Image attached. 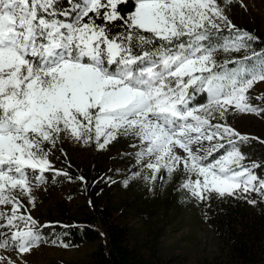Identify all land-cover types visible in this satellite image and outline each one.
Segmentation results:
<instances>
[{
	"label": "snow or ice",
	"instance_id": "1",
	"mask_svg": "<svg viewBox=\"0 0 264 264\" xmlns=\"http://www.w3.org/2000/svg\"><path fill=\"white\" fill-rule=\"evenodd\" d=\"M128 2L69 0L65 8L62 0H0V205L12 206L10 214L0 211V228L10 232H0L7 237L0 249L24 254L39 245L37 221L20 212L14 193L35 206L30 171L46 182L43 174L53 170L48 156L62 136L103 150L133 135L144 145L138 158L151 160L145 167L153 181L162 168L170 177L182 166L196 177L182 187L197 200L213 193L247 199L253 192L264 199V177L255 171L264 161L243 163L238 142L248 137L226 119L230 109L264 113L246 95L264 81V63L213 71L218 50L238 52L257 39L228 19L224 8L232 0L223 7L217 0H133L126 13L120 6ZM222 26L232 35L216 46L205 43ZM196 89L207 93L206 104L191 105ZM226 144L225 155L207 162Z\"/></svg>",
	"mask_w": 264,
	"mask_h": 264
},
{
	"label": "rangeland",
	"instance_id": "2",
	"mask_svg": "<svg viewBox=\"0 0 264 264\" xmlns=\"http://www.w3.org/2000/svg\"><path fill=\"white\" fill-rule=\"evenodd\" d=\"M217 3L224 6V0H217ZM224 11L235 26L248 25L264 36V0H232ZM227 57L225 51L216 52L214 56L216 62ZM246 95L249 104L264 107V81L255 83ZM226 119L228 125L248 137L246 143L238 142L240 151L246 156L244 163H250L248 158L264 161V143L260 142L264 141V113L244 114L230 109ZM215 123L219 122L213 120ZM44 147L47 150L50 145ZM143 147L133 135H120L103 150L95 143L85 145L62 136L48 156L53 170L43 174L46 182H36V173L30 171L35 206L20 191L14 193L24 205L20 212L30 214L37 221L35 230L41 234L39 245L24 254L15 249H0V257L6 258L5 264L8 260L14 264H78L88 260L98 249L101 239L71 244L59 228L60 223L81 224L93 211L84 183L72 181L74 178L69 175H57V171L73 175L91 166L97 172H106L113 180H121L113 191L112 200L131 215L141 253L147 260L154 251L161 259H185L190 263H202L219 254L221 240L206 218V206L219 196L213 193L205 201L194 198L182 185L188 178L195 180L196 177H189L182 166L170 177L162 168L155 181L151 180L153 172L145 167L151 162L150 158H138ZM204 147H210L207 141ZM229 149L226 145L213 152L207 162H214ZM177 152L184 155L179 149ZM255 171L258 174L259 169ZM11 208V205H0V211L9 214ZM3 223L0 220V224ZM0 232L10 235L6 227L0 228Z\"/></svg>",
	"mask_w": 264,
	"mask_h": 264
},
{
	"label": "trees",
	"instance_id": "3",
	"mask_svg": "<svg viewBox=\"0 0 264 264\" xmlns=\"http://www.w3.org/2000/svg\"><path fill=\"white\" fill-rule=\"evenodd\" d=\"M62 6L68 7L69 0H62ZM120 8L126 13L132 11L133 0H129ZM236 28L249 32L257 39L250 41V47L247 49L238 52L227 51L228 57L222 62H216L217 68L213 71H220V65H226L227 70H235L239 67V61H244L249 68L253 65L258 68L264 63V58L253 56V51L258 54L264 52V36L248 25H236ZM123 30L113 28V31ZM213 33L211 39L205 42L213 46L222 44L232 35L226 27H222L219 32L213 30ZM221 51L223 50L217 52ZM245 57L251 59L245 60ZM230 60L237 63L226 64V61ZM207 100V93L196 89L191 105H204ZM67 175L72 176L74 182L84 183L93 213L81 224L60 223L61 233L71 244L102 240L89 259L78 264H264V199L255 192L244 194L247 199L238 196L218 197L206 206V218L221 240L220 253L212 259L202 263H190L185 259L177 261L173 258L165 260L159 258L154 251L147 260L141 253L131 215L112 200L113 191L121 180H113L106 172H97L94 166L77 174ZM257 175L264 177V167L259 168ZM81 176L84 177L83 181L79 179ZM249 199L255 200L256 203H248Z\"/></svg>",
	"mask_w": 264,
	"mask_h": 264
}]
</instances>
